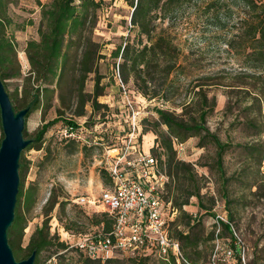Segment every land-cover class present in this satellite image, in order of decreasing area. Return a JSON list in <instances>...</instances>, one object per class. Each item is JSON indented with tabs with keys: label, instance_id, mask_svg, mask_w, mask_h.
<instances>
[{
	"label": "trees",
	"instance_id": "1",
	"mask_svg": "<svg viewBox=\"0 0 264 264\" xmlns=\"http://www.w3.org/2000/svg\"><path fill=\"white\" fill-rule=\"evenodd\" d=\"M105 1L36 0L40 13L36 25L37 36L28 39L24 47L29 64L28 72L22 77L20 88L17 84L9 91L7 79L21 77L19 60H17L18 45L14 32L23 29L24 23H18L10 14V7L16 5L18 0H0V79L5 91L9 93L12 107L15 111L23 107L29 108L24 116V122L33 111L40 110L44 121L47 112L51 109L55 110L54 118L44 122L32 137L27 136L24 127L23 136L31 140L24 149L33 147L38 149L48 127L58 121H62L66 128L76 130L78 124L73 119L85 117L87 105H90L92 112L96 114H99L101 109H105L106 111L101 113L102 117L111 110L110 104L98 101L99 96L106 93V84L102 80L105 75L100 73L98 65L100 58L105 56L101 53L102 43L94 37L98 9ZM124 2L131 11L128 34L121 36V43L115 45L109 53V58L114 60L113 73L116 71L119 73L132 100L138 93L145 99L171 102L174 106L173 110L155 107L157 117L152 121V129L144 128L140 131V135L138 134V139L140 141L148 130L156 134L155 143L151 144L150 149L153 154L158 152V156L154 155L157 156L158 163L168 179L164 189L165 200L170 202L171 210L178 212L171 221L169 233L180 242L183 251L186 250L185 255L188 260L196 263L191 253L195 252L200 238L192 236L191 230L194 228V221L198 218H193L184 210V206L191 204L192 197H201L200 182L193 163L177 157L175 140L183 143L190 137L197 136L199 147L211 142L216 149L214 162L224 183L229 178L224 175L223 157L232 147L231 142L222 141L206 126L208 113L215 105L214 96L208 97L206 86L209 83L203 82L209 77L206 78L201 74L193 76L195 82L190 89L191 96H181V78L186 75L184 71L186 65L181 48L169 32V26H173L172 21L184 6L193 5L196 0H124ZM204 8L213 11V23L220 30L225 27L228 16L237 10L239 16L237 31L225 39V44L229 51L242 55L243 65L237 72H227L220 76L221 81L216 84L228 87L225 112L232 113L234 109H238L239 104H244L242 108L246 114L243 119L236 116L239 119L237 123L254 130V135L258 138L254 142L237 146H242L246 160L250 159L261 166L264 160V142L260 140L264 133V0H211L205 3ZM165 20L169 21L167 27L158 23ZM90 75H93L92 90L87 91L85 84ZM130 82L133 89L127 87ZM238 92L241 95L235 96ZM177 107L180 111L176 113ZM69 111L71 116L65 119L64 115ZM124 112L128 118L129 112L125 107L120 109L119 113ZM162 125L165 129H160ZM123 131L121 136L128 132V128H124ZM2 137L3 133L1 140ZM68 138L77 140L71 136ZM101 138L102 136L99 139ZM85 147L86 145L83 149H86ZM27 167L24 153H21L18 166L20 185L16 197L15 218L7 230L8 244L16 260L26 259L35 251L34 264H40V256L43 252H47L46 257L49 258L62 257L69 250L68 242L60 239L58 234L51 233L49 229L50 213L56 204L60 210H63L65 201L49 197L43 211L46 216H50L43 219L42 224L34 229L27 244L23 246L22 238L28 222L27 214L36 200L37 191L35 184L24 188ZM100 176L104 180L108 179L105 167L100 170ZM255 184V182L249 183V187ZM222 193L225 194L224 191ZM226 203L228 206L227 211L224 210L226 218L233 224V211L229 208L230 202L226 200ZM196 206L202 208L203 204L199 200ZM92 213L90 220L97 229L112 228L113 218L107 212ZM215 214L216 211L212 218ZM180 224L183 225V229L180 228ZM212 224L213 247L217 224L214 222ZM218 224L220 231L217 237L227 242L224 237L226 233L228 244L235 250L236 244L230 224L220 220ZM77 259V264H108L115 261L114 258L106 259L105 262L88 259L79 253ZM147 259V257L131 258L130 264H148ZM250 262L254 264L253 261ZM169 264L176 262L171 259ZM219 264L224 263L219 259ZM236 264L240 262L237 261Z\"/></svg>",
	"mask_w": 264,
	"mask_h": 264
},
{
	"label": "rangeland",
	"instance_id": "2",
	"mask_svg": "<svg viewBox=\"0 0 264 264\" xmlns=\"http://www.w3.org/2000/svg\"><path fill=\"white\" fill-rule=\"evenodd\" d=\"M209 1L211 0H196L193 5L184 6L172 21L173 26H169V32L181 48L182 55H184L183 61L186 65L184 70L186 75L181 78V96H191L190 89L195 82L193 76L196 74H201L206 78L208 76L209 78L203 82L209 83L206 86V88L208 87V97L214 96L215 105L208 113L206 126L222 141L228 140L232 144L223 157L224 175L229 178L225 183L214 162L216 149L211 142L199 147L197 145L198 137L193 136L182 143L183 149L177 150L178 158L193 163L200 182L199 194L201 197H192L191 204L184 206V210L193 218H198L194 221L191 234L195 237L199 236L200 241L191 256L192 259L195 258L196 264H208V260L212 256V215L215 211L216 213L227 211L226 200H228L229 208L233 211L232 221L236 235L246 245L247 259L253 261L254 264H264V160L261 166L250 159L246 160L242 146H237L254 142L258 137L254 135V130L244 124L237 123L246 114L242 108L244 104H239L238 109H234L232 113L225 112L228 87L216 84L221 81L220 76L227 72H237L243 65L242 55L229 51L225 44V39L237 31L239 16L237 10L233 11L228 16L225 27L220 30L213 23V11L204 8L205 3ZM130 12V7L124 0H106L98 9L99 15L94 37L103 45L101 53L105 57L100 58L98 65L100 73L105 75L102 80L106 84V93L99 96L98 101L110 104L111 110L102 117L101 113L106 111L105 109H101L100 113L96 114L92 112L91 106L87 105V115L73 119L76 120L78 126L76 130L72 131L74 134L82 136L81 139L73 141L68 138L70 137L66 134L68 128L62 121H58L48 127L38 149L33 147L21 152L24 153L28 163L24 176V188L30 184H35L37 187L36 200L27 214L28 222L22 238L23 246L27 244L34 229L42 224L43 219L50 216H46L43 211L49 197L65 201L63 210H60L56 204L50 213L49 229L51 233L58 234L60 239L67 242H73L79 235L88 234V232L97 229V226L90 220V216L93 211H102V206L98 201L99 194L102 188L110 182L108 179L101 178L100 170L106 167L107 163L113 160L111 156L117 153V151H111L108 156L107 144L111 143L112 146L120 148L123 129L128 128L129 123L126 113H119L120 109H123V103L116 75L113 73L114 60L109 58V53L115 45L121 43V36L128 34ZM10 14L18 23H24V27L14 32L18 45L17 60H19L21 77L7 79L9 91L13 90L17 84L20 88L22 77L27 75L29 64L24 51L25 42L28 39L36 38V25L40 13L36 0H18L16 5L10 7ZM168 22L165 20L158 23L167 27ZM92 79L93 75H90L86 81L85 89L87 91L92 90ZM191 79L193 80L190 83ZM127 87L133 89L131 82L127 84ZM232 95L234 96L235 93ZM238 95L241 93L238 92L235 96ZM133 98L139 112L136 134H139L144 128L152 129V121L157 117L154 111L155 107L169 110H173L174 107L171 102L145 99L138 93ZM179 111L180 108L177 107L175 112ZM54 116L55 110L51 109L47 112L45 120L42 121L40 110L31 112L25 119L24 127H26L27 136L32 137L44 122L52 120ZM69 116H71L70 111L64 115V118L69 119ZM160 129H165V126L162 125ZM1 134L0 123V140ZM101 136L102 138L99 139ZM155 138L156 134L148 130L140 140L141 149L145 152H153L150 146L155 143ZM260 140L264 142V133ZM85 145L86 149H83ZM154 154L158 156L157 151ZM253 182L256 184L249 187V183ZM81 197L96 199L97 207L79 203L78 200ZM199 200L203 204L202 208L196 206ZM166 210L170 230L171 221L178 215V212L171 210L170 206ZM180 228L183 229V225L180 224ZM224 234L227 239L226 233ZM183 252L185 255L186 250ZM77 253L79 252L73 248L65 252L62 257L51 256L48 258L46 257L48 253L43 252L40 256V264H77ZM145 257L148 258V264H168L152 254ZM110 258H114L115 261L108 264H130L131 262V257L125 254Z\"/></svg>",
	"mask_w": 264,
	"mask_h": 264
},
{
	"label": "built area",
	"instance_id": "3",
	"mask_svg": "<svg viewBox=\"0 0 264 264\" xmlns=\"http://www.w3.org/2000/svg\"><path fill=\"white\" fill-rule=\"evenodd\" d=\"M116 80L120 88L123 107L129 112L128 132L121 136L122 146L107 145V155L117 151L113 160L107 163L108 185L99 194V205L102 211L113 218L112 228H98L88 234H81L73 242L69 241V249H75L83 257L105 262L110 257L125 254L131 258L153 255L157 259L176 264H196L184 255L179 241L169 233L166 218V208L170 206L164 197L165 183L168 180L156 156L140 147L138 134V110L128 89L123 84L119 73ZM73 129L66 130L68 136L81 139L74 134ZM139 143V144H137ZM183 144L175 140V148L183 149ZM81 204L97 207L96 199L81 197ZM230 224L236 249L233 250L225 239L217 237L220 231L218 221ZM216 223L214 244L208 264H252L245 254L246 245L237 235L232 223L226 218L225 212L216 213L213 221Z\"/></svg>",
	"mask_w": 264,
	"mask_h": 264
},
{
	"label": "water",
	"instance_id": "4",
	"mask_svg": "<svg viewBox=\"0 0 264 264\" xmlns=\"http://www.w3.org/2000/svg\"><path fill=\"white\" fill-rule=\"evenodd\" d=\"M28 107L15 111L9 93L0 79V264H34L35 251L26 259L16 260L8 244V229L15 215L19 191V160L21 152L31 141L23 136L24 116Z\"/></svg>",
	"mask_w": 264,
	"mask_h": 264
}]
</instances>
